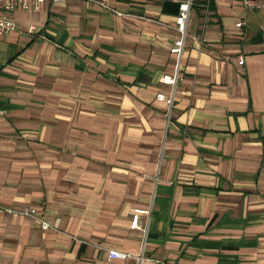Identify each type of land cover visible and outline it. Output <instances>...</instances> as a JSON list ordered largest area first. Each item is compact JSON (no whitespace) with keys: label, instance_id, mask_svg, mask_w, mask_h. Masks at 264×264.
Masks as SVG:
<instances>
[{"label":"crops","instance_id":"obj_1","mask_svg":"<svg viewBox=\"0 0 264 264\" xmlns=\"http://www.w3.org/2000/svg\"><path fill=\"white\" fill-rule=\"evenodd\" d=\"M46 0L0 35V264H264V0ZM106 6V7H105ZM241 22L240 26H236ZM239 56L243 63L239 64ZM156 179V181H155Z\"/></svg>","mask_w":264,"mask_h":264},{"label":"built area","instance_id":"obj_2","mask_svg":"<svg viewBox=\"0 0 264 264\" xmlns=\"http://www.w3.org/2000/svg\"><path fill=\"white\" fill-rule=\"evenodd\" d=\"M46 0H0V35L6 34L13 30L16 26L15 21L12 19V13L15 10H40ZM52 2H61L62 0H51ZM245 6H253L252 0H241ZM177 13L174 17V27L178 32V37L170 47V52L175 56V63L173 71L170 73H162L160 77V83L169 87L168 94L158 92L156 94L157 100L164 101L169 109L166 114L167 122L170 116V109L172 108L175 100V89L178 80L180 79V64L182 54L187 45L188 38V22L191 15V10L194 4V0H176ZM106 7V6H105ZM241 22H238L236 26H240ZM239 64L243 63V56H239ZM156 181V179H155ZM5 212L20 214L25 217H29L39 222L42 230H46L50 227L48 221L44 218L42 212L33 206H25L20 210L12 209L11 207H1ZM153 209V195L146 208H134L130 217L129 227L131 229H139L142 233L143 244L142 248L137 253L128 252L116 248H107L101 244H95V246L103 250L106 254L107 260L112 259H133L137 264H142L147 258L143 253V245L148 234V224L150 215Z\"/></svg>","mask_w":264,"mask_h":264}]
</instances>
